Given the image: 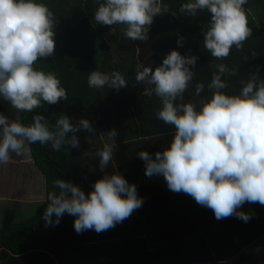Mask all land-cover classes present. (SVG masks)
<instances>
[{
	"label": "trees",
	"instance_id": "trees-1",
	"mask_svg": "<svg viewBox=\"0 0 264 264\" xmlns=\"http://www.w3.org/2000/svg\"><path fill=\"white\" fill-rule=\"evenodd\" d=\"M36 2L46 4L56 21L54 54L38 58L34 68L54 73L67 99L54 105L43 102L42 107L25 112L0 97V113L25 126L34 115L42 114L51 130L61 115L74 123L85 118L96 132L78 131L79 148L75 149L65 145L54 151L50 143L27 144L30 159L44 178L46 201L49 192L59 193L57 179L72 182L87 195L105 172L116 170L136 186L144 202L128 219L99 234L95 230L78 234L74 223L59 227L69 218L75 220L67 213L58 224L46 227L43 213L47 207L25 220L2 224L0 264H264V205L245 202L238 209L250 215L248 222L235 216L217 220L211 209L190 195L170 191L162 175H145V162L138 153L144 150L154 155L169 147L175 128L156 119L160 98L145 95L146 85L135 80L137 63L154 71L172 50L198 57L194 68L189 66L195 75L184 93V101L198 107L202 98H211L207 86L217 64L236 70L235 75L224 76L226 94H239L253 73L264 80V0H248L244 5L252 35L241 50L233 46L223 60L212 57L204 47L210 13L198 10L191 16L179 11L189 0H161L171 11L153 17L147 41L127 39L124 25L98 24L94 12L104 0ZM180 36L184 37L182 46L177 44ZM93 70L118 71L128 86L119 91L107 85L90 88L87 81ZM197 83L205 86L200 95L195 91ZM112 129L118 132V147L101 171L97 153Z\"/></svg>",
	"mask_w": 264,
	"mask_h": 264
},
{
	"label": "clouds",
	"instance_id": "clouds-1",
	"mask_svg": "<svg viewBox=\"0 0 264 264\" xmlns=\"http://www.w3.org/2000/svg\"><path fill=\"white\" fill-rule=\"evenodd\" d=\"M248 0H189L180 6L181 13L196 16L198 10L210 13L207 30L203 32L205 49L217 60L237 51L252 35L244 5ZM161 0H104L94 12L100 25H124V36L133 41H147L153 17L170 12ZM173 15H176L172 12ZM56 16L44 3L36 0H0V97L18 111L32 112L42 103L54 105L67 99V91L52 72L34 68L38 58H47L55 50ZM180 36L177 44H183ZM256 53H253L255 56ZM198 57L182 56L170 51L155 70L139 62L135 66L137 84L146 85L144 94L160 98L162 107L155 112L157 120L173 125L170 146L150 154L138 153L145 162V175L163 176L174 193L190 195L197 204L213 211L217 220L235 216L244 222L251 218L238 209L245 203L264 205V80L253 73L243 83L239 94H226L224 76L235 75L225 64L215 65L208 89L211 98L197 104L184 101V93L195 75ZM88 86L101 89L106 85L119 91L127 80L118 71L111 74L93 70ZM204 84L197 83L200 95ZM85 130L95 135V128L85 118L75 123L61 115L54 130L42 114L32 117L25 126L0 113V164H7L10 153L28 152L27 144H49L54 151L65 145L79 148L76 133ZM71 133L72 135H68ZM91 135L85 139H90ZM118 132H107L103 148L98 151L101 171L108 166L118 145ZM60 191L49 192L48 206L43 213L47 226L58 224L65 214L72 215L78 234L95 230L97 234L114 228L142 207L143 198L134 184L118 171L97 180L87 195L72 182L57 179ZM53 215L55 220H53Z\"/></svg>",
	"mask_w": 264,
	"mask_h": 264
},
{
	"label": "rangeland",
	"instance_id": "rangeland-1",
	"mask_svg": "<svg viewBox=\"0 0 264 264\" xmlns=\"http://www.w3.org/2000/svg\"><path fill=\"white\" fill-rule=\"evenodd\" d=\"M10 156L7 164H0V225L25 220L48 204L44 178L34 167L29 152L22 156L10 153ZM1 204H4V210ZM72 223L74 220L69 218L59 227Z\"/></svg>",
	"mask_w": 264,
	"mask_h": 264
},
{
	"label": "crops",
	"instance_id": "crops-1",
	"mask_svg": "<svg viewBox=\"0 0 264 264\" xmlns=\"http://www.w3.org/2000/svg\"><path fill=\"white\" fill-rule=\"evenodd\" d=\"M1 208L4 210V204H1ZM11 216V215H8V217Z\"/></svg>",
	"mask_w": 264,
	"mask_h": 264
}]
</instances>
